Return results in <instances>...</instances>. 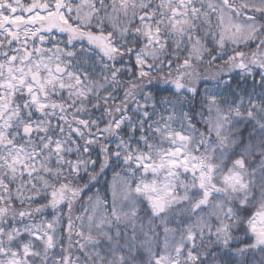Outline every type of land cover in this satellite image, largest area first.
I'll return each instance as SVG.
<instances>
[{
    "label": "snow or ice",
    "instance_id": "1",
    "mask_svg": "<svg viewBox=\"0 0 264 264\" xmlns=\"http://www.w3.org/2000/svg\"><path fill=\"white\" fill-rule=\"evenodd\" d=\"M0 264H264V0H0Z\"/></svg>",
    "mask_w": 264,
    "mask_h": 264
}]
</instances>
